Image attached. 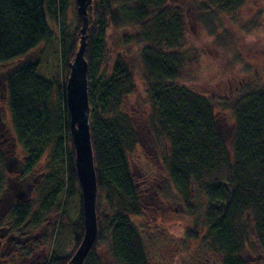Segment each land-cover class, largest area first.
I'll return each instance as SVG.
<instances>
[{
  "label": "trees",
  "instance_id": "obj_1",
  "mask_svg": "<svg viewBox=\"0 0 264 264\" xmlns=\"http://www.w3.org/2000/svg\"><path fill=\"white\" fill-rule=\"evenodd\" d=\"M191 1L197 18L207 23L218 13L232 14L245 3L260 0ZM71 4L75 19L69 25ZM87 12L84 56L88 63L90 135L98 184V235L83 264H150L134 219L142 214L141 190L128 156L136 143V132L124 108V96L133 91L135 75L125 55L113 60L107 75L100 73L109 25L116 31L131 33L121 36L123 48H137L143 66L140 85L153 107L156 133L170 144L165 166L173 186L191 215L199 211L190 205L191 198L202 196L206 200L203 242H209L221 255L222 264H251L240 255L248 225L241 222L250 211L264 264V80L244 84L227 99L189 85L184 72L189 58L183 50L185 9L181 3L93 0ZM49 22L58 25L61 84L41 76L36 61L7 68L4 86L16 140L26 151L25 173H30L49 150L56 162L65 164L61 177L54 176L46 198L50 199L48 204L53 205L63 190L69 197L74 193V184L78 185L80 216L72 224V249H53L42 263H36L68 264L84 235L82 191L66 98L70 64L80 46L82 18L76 0H0L1 65L12 64L51 40L54 30ZM218 107L231 111L235 118L232 158L217 123ZM104 192L106 210L99 206ZM29 214L28 206L16 207L1 224L7 221L12 233L27 235L32 227L27 222ZM105 233L109 235L108 251L106 259H101L97 246ZM188 233L198 238L196 231ZM17 244L11 256H3L4 251H0V264H23V259L32 253V245Z\"/></svg>",
  "mask_w": 264,
  "mask_h": 264
},
{
  "label": "rangeland",
  "instance_id": "obj_2",
  "mask_svg": "<svg viewBox=\"0 0 264 264\" xmlns=\"http://www.w3.org/2000/svg\"><path fill=\"white\" fill-rule=\"evenodd\" d=\"M171 1L183 4L185 9L183 50L189 61L184 72L189 85L227 99L233 97L244 84L256 79L264 80V0L247 2L232 14L218 13L207 23L197 18L198 12L191 0ZM73 8L71 4L67 14L69 25L75 19ZM50 25L54 30L51 40L41 43L12 64H0V237L3 238L0 251H4L3 256H11L18 249L16 239L6 241L13 232L9 229L11 224L7 221L1 224V221L8 219L9 212L16 207L28 206L30 214L27 222L32 227L27 235L22 236V240L28 238L26 242L32 245V253L23 259V264L42 263L56 248L69 252L73 247L72 224L80 216L77 184H74V193L69 197L65 196L63 190L54 198L53 205L48 204L50 199L46 200L54 185V176L61 177L65 172V164L56 162L50 150L30 173H25L26 151L16 140L6 102L4 82L9 67L16 68L37 61L41 76L61 84L63 69L58 25L53 22ZM125 33L108 26L107 48L100 64V73L107 75L113 60L125 55L135 75L133 91L124 96V108L136 132V143L128 151V156L131 171L141 190L142 214L134 219L150 264H222L221 255L209 242H203L206 200L202 196L191 198L190 205L199 208L195 215H191L169 178L165 159L170 155V144L166 137L156 133L153 107L140 85L143 66L137 48L134 45L123 48L120 42ZM215 114L232 158L234 115L221 107L215 110ZM105 196L104 192L99 197L102 210L108 209ZM245 221L248 223L247 237L240 255L251 264H261L262 251L253 230L252 212L244 214L241 224ZM189 231H196L198 238L190 237ZM108 239L109 235L105 233L97 246V255L101 259H106Z\"/></svg>",
  "mask_w": 264,
  "mask_h": 264
},
{
  "label": "water",
  "instance_id": "obj_3",
  "mask_svg": "<svg viewBox=\"0 0 264 264\" xmlns=\"http://www.w3.org/2000/svg\"><path fill=\"white\" fill-rule=\"evenodd\" d=\"M93 0H76L82 18L80 46L70 64L66 86L67 107L75 147L77 179L82 191L84 235L68 264H83L98 235V184L90 135V106L88 100V63L84 52L87 44L88 8Z\"/></svg>",
  "mask_w": 264,
  "mask_h": 264
},
{
  "label": "flooded vegetation",
  "instance_id": "obj_4",
  "mask_svg": "<svg viewBox=\"0 0 264 264\" xmlns=\"http://www.w3.org/2000/svg\"><path fill=\"white\" fill-rule=\"evenodd\" d=\"M3 134V133H2ZM28 237V236H27ZM1 238V237H0ZM13 239H16V243H18V242H20V243H22V244H25L26 243V241H28L27 239L28 238H25V239H23L22 240V234H20V233H12L11 234V236L9 237V238H7V240L6 241H11V240H13ZM3 238H1L0 239V250H1V247H2V245H3ZM5 241V242H6ZM7 243V242H6ZM6 243H5V245H6Z\"/></svg>",
  "mask_w": 264,
  "mask_h": 264
}]
</instances>
